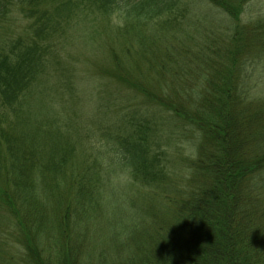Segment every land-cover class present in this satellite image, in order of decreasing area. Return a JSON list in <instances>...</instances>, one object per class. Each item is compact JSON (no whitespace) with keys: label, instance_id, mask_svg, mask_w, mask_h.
<instances>
[{"label":"trees","instance_id":"obj_1","mask_svg":"<svg viewBox=\"0 0 264 264\" xmlns=\"http://www.w3.org/2000/svg\"><path fill=\"white\" fill-rule=\"evenodd\" d=\"M193 1L0 0V264H264V92L252 81L264 16L240 27L255 0H208L228 18L222 34L187 22ZM89 16L105 24L112 69L85 85L61 43ZM112 84L140 94L144 113L125 100L120 119L101 118L119 99ZM116 171L134 192L126 216L153 232L126 229L105 254L94 241L99 221L123 214L108 203Z\"/></svg>","mask_w":264,"mask_h":264},{"label":"rangeland","instance_id":"obj_2","mask_svg":"<svg viewBox=\"0 0 264 264\" xmlns=\"http://www.w3.org/2000/svg\"><path fill=\"white\" fill-rule=\"evenodd\" d=\"M189 1L192 0H184ZM189 12L186 20L187 22H192L194 24H197L199 28H216L215 30H223L221 33L224 34L226 30V23L228 22V18L224 15H221L220 12L213 9L209 4L208 0H195L191 2L188 6ZM264 16V0H255L251 2L245 9L244 13L241 16V24L240 27H245V24L247 21L255 20L258 17ZM96 17V16H95ZM93 18L92 16H89L87 18V24L86 20H80L78 22V25H76L74 28H72V32L68 34L67 40L65 38V41H62L61 43V49H64L65 55L71 59H73V64L71 65L73 67V73L76 74L80 81L85 82V85L89 84L90 81L93 82L95 80V76L90 77V72L98 73V70H100L99 67L106 66L112 69V65L106 64V58H109V43L107 44V38L106 34H100L101 29L104 27V22L99 21L97 19ZM14 19L16 20V27H20V29H16L14 32L15 35H23V29L27 26L26 21H20L19 16L15 13ZM113 21H110L108 23V31L112 32V29L115 27V24H113ZM86 26V28L81 29V32L78 31V28L82 25ZM81 25V26H80ZM107 25V26H108ZM23 30V31H22ZM147 34L145 37H148L150 40H153V26H149L146 29ZM108 32V33H110ZM243 38L247 39L248 37V30L245 29L243 33H241ZM93 35H96L94 38ZM165 38H167V34H165ZM167 40V39H166ZM122 42L120 39L119 43ZM119 45V44H118ZM264 65V62L262 63ZM97 69V71H96ZM110 69H107L111 71ZM101 71V70H100ZM97 77L99 75H96ZM252 77L254 80H252L254 83L253 85L259 84V88L256 87V92L258 90L260 92H264V70H262V66L259 65V67H256L255 70L252 71ZM255 84V86H256ZM81 89V88H80ZM83 91L80 93V96L82 97L79 101L80 107L83 106L84 112L91 115L92 112L95 111L96 104L93 105L94 98L90 97L89 91L82 87ZM109 89L112 95H115L119 97V99L116 101L115 105H111L102 111L101 118L106 117V112H108V118L109 115H115L119 119L123 114L124 104L125 100H128L132 103L134 109L138 110V107L141 109L140 111L144 113V110L146 109L143 105L140 104V102L143 101V97H141L140 94H136L133 91L126 89L127 91L122 92V86L118 87L115 86V84L110 86ZM87 91V92H86ZM254 91V89H253ZM80 92V90H79ZM85 92V93H84ZM127 94H131V96H126ZM93 98V99H91ZM84 99V100H83ZM144 104V102H142ZM83 104V105H82ZM62 117H66L71 112V109H73V103L66 101L64 104V107H62ZM152 113V112H151ZM88 115V116H89ZM87 116V117H88ZM109 123V122H108ZM90 124V125H89ZM88 124L89 131H92L94 127H96L99 124L98 117H94L90 119V123ZM103 124V123H101ZM78 127H81L79 124H77ZM115 125V123H111L109 125H105L106 128L109 129L112 128ZM93 141L94 139H89L84 144L83 147H86V145ZM109 141H107L106 144H108ZM83 145V144H82ZM187 145L188 143H184L180 148L178 152V156L183 157L187 153ZM98 145H87V150L90 148L94 151V149ZM106 146V145H105ZM107 150V146L105 148ZM183 168V166H181ZM120 172V171H119ZM115 172L112 174V179L120 180L121 182L117 181L116 185L115 183L110 184L108 195H109V205L110 207H114L113 209L115 212L119 211L122 212L121 218H117L115 215H111L109 219H103L99 221L98 228H97V234L95 236L96 240L94 241L95 246L98 247V249H101L103 253L109 254L111 249L113 248V245L108 246V240H112L115 243L118 242L119 239H121L120 236L123 235L122 232H124V239L126 237V229H133L137 228L139 233L144 232H153V220L151 219H131L130 217L126 216L125 212H127L128 208V202L132 198L131 196L134 195V192L129 191L126 180L124 179L126 177V173H119ZM3 176L2 174H0ZM128 178V177H127ZM137 200V199H133ZM4 234L3 236H0V239H8V236ZM98 238V239H97ZM2 240V239H1ZM13 249L17 250L19 254L22 253L21 247L18 246V243L12 242ZM17 247V248H16ZM23 254V253H22Z\"/></svg>","mask_w":264,"mask_h":264}]
</instances>
